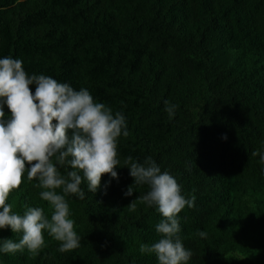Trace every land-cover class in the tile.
<instances>
[{
    "label": "trees",
    "instance_id": "trees-1",
    "mask_svg": "<svg viewBox=\"0 0 264 264\" xmlns=\"http://www.w3.org/2000/svg\"><path fill=\"white\" fill-rule=\"evenodd\" d=\"M4 57L29 76L88 89L124 115L129 134L118 138L117 178L66 197L80 246L61 253L45 232L38 254L0 253V264H158L140 245L158 241L161 216L141 203L148 186L134 183L129 156L151 157L195 197L178 214L188 264H264V165L252 155L264 154V0H0ZM37 183L25 173L7 203L50 218ZM4 239L20 234L0 229Z\"/></svg>",
    "mask_w": 264,
    "mask_h": 264
},
{
    "label": "clouds",
    "instance_id": "clouds-1",
    "mask_svg": "<svg viewBox=\"0 0 264 264\" xmlns=\"http://www.w3.org/2000/svg\"><path fill=\"white\" fill-rule=\"evenodd\" d=\"M31 85H35L34 92ZM4 104L10 113L7 119ZM165 105L172 118L176 105L168 101ZM128 134L124 115L113 114L104 103L96 102L88 89L76 90L43 74L29 76L22 60L0 59V229L20 234L18 242H0V253L27 250L38 254L46 246L45 232L58 242L61 253L78 248L81 237L75 231L66 197L83 200V182L89 192L95 193L103 174L117 178L114 169L120 163L118 138ZM252 155H259V162L264 165V154L254 151ZM124 164L136 185L148 186L140 197L141 203L154 206L161 216L155 225L160 238L151 246L141 244V253H154L158 264H188L192 252L178 235V214L185 207H193L195 197L186 198L177 180L167 171L162 172L151 157L139 163L129 156ZM65 167L71 170L62 174L60 169ZM25 173L28 181H37L35 186L42 189L39 197L47 202L50 218L42 206L27 207L18 214L7 203ZM132 194L130 185L124 195ZM128 206L135 211L133 200ZM198 235L205 238L207 234L199 231Z\"/></svg>",
    "mask_w": 264,
    "mask_h": 264
}]
</instances>
